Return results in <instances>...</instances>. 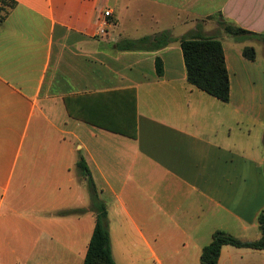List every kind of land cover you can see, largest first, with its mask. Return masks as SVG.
<instances>
[{
    "label": "crops",
    "instance_id": "1",
    "mask_svg": "<svg viewBox=\"0 0 264 264\" xmlns=\"http://www.w3.org/2000/svg\"><path fill=\"white\" fill-rule=\"evenodd\" d=\"M0 19V264H83L95 216L80 155L115 264H200L216 230L260 238L264 58L244 59L257 40L218 20L264 34V0H7ZM160 33L221 42L228 103L187 82L178 41L152 46ZM74 209L87 212L59 215ZM218 264H264V250L223 246Z\"/></svg>",
    "mask_w": 264,
    "mask_h": 264
},
{
    "label": "trees",
    "instance_id": "2",
    "mask_svg": "<svg viewBox=\"0 0 264 264\" xmlns=\"http://www.w3.org/2000/svg\"><path fill=\"white\" fill-rule=\"evenodd\" d=\"M0 1L4 3L7 2V0ZM218 25L222 31L230 37H243L245 39L264 41V34L250 33L222 19L218 20ZM148 40L151 39L143 38L138 41L125 40L118 42L116 47L119 50H134V48H138L139 45ZM175 41H178L180 44L186 69L187 82L215 99L223 103H228L230 97V83L221 42L212 37L200 36L177 40L168 33H160L152 38L151 43L156 50H159ZM242 56L248 61H254L256 59V51L252 46H245L242 50ZM155 71L158 76H161L163 73L162 62L159 58L155 59ZM67 101L68 99H64L67 113L70 117L74 118V112L71 110ZM75 168L78 176L85 180L90 202L89 210L93 212L95 216L94 229L83 264H115L110 246L107 204L100 198L90 171L81 155L78 157ZM86 212L85 209H74L62 211L59 215L80 216ZM257 221L261 236L258 240L252 242H242L221 230L214 231L210 243L202 248L200 264H218L220 250L223 246L264 250V210L258 216Z\"/></svg>",
    "mask_w": 264,
    "mask_h": 264
},
{
    "label": "rangeland",
    "instance_id": "3",
    "mask_svg": "<svg viewBox=\"0 0 264 264\" xmlns=\"http://www.w3.org/2000/svg\"><path fill=\"white\" fill-rule=\"evenodd\" d=\"M110 33L114 36V35H117V32H115L114 30H111ZM257 43H254V42H250L249 44L251 46H254L255 47V50H256V53H257V56L259 58L263 57L264 58V41H261V40H257L255 41ZM134 50H138V48H134Z\"/></svg>",
    "mask_w": 264,
    "mask_h": 264
},
{
    "label": "built area",
    "instance_id": "4",
    "mask_svg": "<svg viewBox=\"0 0 264 264\" xmlns=\"http://www.w3.org/2000/svg\"><path fill=\"white\" fill-rule=\"evenodd\" d=\"M110 15H111V12H110V11H105V12L103 13V16H104L105 18H108ZM102 23H103V25H102L101 29L98 31V34H100V35L105 34V27H106L107 24H108L107 21H103Z\"/></svg>",
    "mask_w": 264,
    "mask_h": 264
}]
</instances>
